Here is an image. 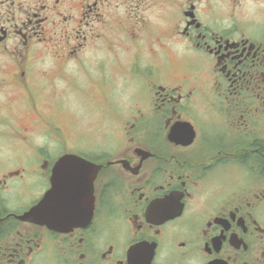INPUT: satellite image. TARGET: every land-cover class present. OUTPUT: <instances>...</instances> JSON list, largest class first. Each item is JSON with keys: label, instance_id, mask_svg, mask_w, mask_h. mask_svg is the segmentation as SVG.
<instances>
[{"label": "flooded vegetation", "instance_id": "obj_1", "mask_svg": "<svg viewBox=\"0 0 264 264\" xmlns=\"http://www.w3.org/2000/svg\"><path fill=\"white\" fill-rule=\"evenodd\" d=\"M0 264H264V0H0Z\"/></svg>", "mask_w": 264, "mask_h": 264}, {"label": "rangeland", "instance_id": "obj_2", "mask_svg": "<svg viewBox=\"0 0 264 264\" xmlns=\"http://www.w3.org/2000/svg\"><path fill=\"white\" fill-rule=\"evenodd\" d=\"M121 81V80H120ZM62 81H58V86L59 90H54L52 88H49V92L47 93V95L44 98H40L39 99V107L40 108H44L45 106L47 107L50 103L54 102L55 105L58 104V98L60 97L61 100H63V102L65 103L64 106H66L69 109V113H70V117L68 118L70 124H72L73 122H75V124L81 129V131H83V133L80 135L81 139H83V143H80L76 148L77 149H86L87 151L92 149L93 145L91 144H86L85 140H93V138L91 137V132L90 128L92 127V129L94 130L95 125L97 122V116H93V112H88V108L84 107L83 102H84V98H85V94L83 90L80 89H69L67 86L64 88L61 84ZM63 87V88H62ZM65 109V107H64ZM78 111H79V116H78ZM66 114V113H65ZM75 114L77 116H75ZM94 119H96V122L94 121ZM106 127V124L104 125ZM76 135V132L74 131L73 127L70 130V134L69 132L67 133V137H66V141H68V139L70 140V143H72L74 141V138L72 136ZM98 136V134H97ZM56 153V152H54ZM231 181V180H229Z\"/></svg>", "mask_w": 264, "mask_h": 264}, {"label": "water", "instance_id": "obj_3", "mask_svg": "<svg viewBox=\"0 0 264 264\" xmlns=\"http://www.w3.org/2000/svg\"><path fill=\"white\" fill-rule=\"evenodd\" d=\"M55 171V176L59 181H64L69 177L71 181L76 178L82 181L86 177L92 181L94 169L83 158L74 154H65L57 161Z\"/></svg>", "mask_w": 264, "mask_h": 264}]
</instances>
